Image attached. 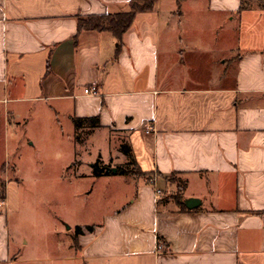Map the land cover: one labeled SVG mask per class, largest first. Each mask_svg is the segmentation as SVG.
<instances>
[{
  "label": "crops",
  "instance_id": "0c3cea01",
  "mask_svg": "<svg viewBox=\"0 0 264 264\" xmlns=\"http://www.w3.org/2000/svg\"><path fill=\"white\" fill-rule=\"evenodd\" d=\"M129 1L0 0V147L10 150L29 109L72 122L99 116L92 134L127 144L157 179L133 175L123 206L42 262L264 264V8L158 0L122 42L108 31L78 33L77 16L127 11ZM187 10L206 21L183 24ZM172 173L187 183L183 203L199 205L184 211L164 194L177 185L165 180ZM4 228L0 264L39 261Z\"/></svg>",
  "mask_w": 264,
  "mask_h": 264
},
{
  "label": "rangeland",
  "instance_id": "374dc122",
  "mask_svg": "<svg viewBox=\"0 0 264 264\" xmlns=\"http://www.w3.org/2000/svg\"><path fill=\"white\" fill-rule=\"evenodd\" d=\"M186 14L185 25L206 21L202 14ZM14 132L10 150L0 147V180L7 189L6 200L0 199V227L14 238L24 236L29 244L21 252L39 259L33 264H44L46 258L63 255L62 250L67 254L78 226L123 206L135 192V176L96 175V161L116 167L128 160L121 145L109 143L102 132L76 134L74 123L52 110H26ZM166 189L164 194L176 201L177 185Z\"/></svg>",
  "mask_w": 264,
  "mask_h": 264
},
{
  "label": "trees",
  "instance_id": "16d2710c",
  "mask_svg": "<svg viewBox=\"0 0 264 264\" xmlns=\"http://www.w3.org/2000/svg\"><path fill=\"white\" fill-rule=\"evenodd\" d=\"M183 0H177L178 5ZM158 0H130L129 10L115 12V13H103V14H90L79 15L76 17L78 25V33L83 30H96V31H108L111 32L120 42H122L123 35L132 26L137 14L142 12H149L155 9ZM248 8H264V0H241L240 10ZM77 35L75 36V38ZM73 123L75 126V133L78 134L83 131H92L100 127L99 116L92 117H73ZM121 151L128 157V161L124 164L117 165L116 174L123 175H135V176H149L154 177L153 173L144 172L140 169L136 159L132 156L131 148L123 143L120 146ZM111 165L101 164L100 161L93 163V170L96 175H103L113 173ZM160 175V174H159ZM167 183L174 181L178 187V193L176 202L181 206V210H188L183 203V192L186 188V181L177 176V173H172L165 177ZM6 183L0 180V199L5 200L7 197ZM86 230L92 231L94 229L91 225L85 226ZM84 232V227L78 226L76 229V235ZM162 241V237H159Z\"/></svg>",
  "mask_w": 264,
  "mask_h": 264
},
{
  "label": "built area",
  "instance_id": "2783aa9c",
  "mask_svg": "<svg viewBox=\"0 0 264 264\" xmlns=\"http://www.w3.org/2000/svg\"><path fill=\"white\" fill-rule=\"evenodd\" d=\"M97 92L98 91H97V87L96 86H88V87L85 88V93L96 94ZM146 129H147V131H150L152 129V127L151 126H147ZM156 181H157L156 177H153L151 179V182H153L155 185H156ZM155 194L157 195V197H160V196L163 195V192H162V190L160 188H156L155 189ZM2 204L3 203L0 202V206H2Z\"/></svg>",
  "mask_w": 264,
  "mask_h": 264
},
{
  "label": "water",
  "instance_id": "95a60500",
  "mask_svg": "<svg viewBox=\"0 0 264 264\" xmlns=\"http://www.w3.org/2000/svg\"><path fill=\"white\" fill-rule=\"evenodd\" d=\"M111 170L116 173L117 168L116 167H111ZM201 203L200 199L195 198V197H190L184 201V204L186 205L187 208L192 209L199 205Z\"/></svg>",
  "mask_w": 264,
  "mask_h": 264
}]
</instances>
